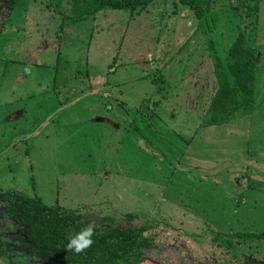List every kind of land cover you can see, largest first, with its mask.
<instances>
[{"label": "rangeland", "instance_id": "rangeland-1", "mask_svg": "<svg viewBox=\"0 0 264 264\" xmlns=\"http://www.w3.org/2000/svg\"><path fill=\"white\" fill-rule=\"evenodd\" d=\"M238 2L199 24L176 0L86 19L73 0H18L0 36V196L144 226L160 262L264 264V1L255 27ZM240 24L259 51L255 108L207 126L211 44L224 56ZM6 203L0 264H34Z\"/></svg>", "mask_w": 264, "mask_h": 264}, {"label": "trees", "instance_id": "trees-1", "mask_svg": "<svg viewBox=\"0 0 264 264\" xmlns=\"http://www.w3.org/2000/svg\"><path fill=\"white\" fill-rule=\"evenodd\" d=\"M176 1L188 6L202 24L214 0ZM250 1L239 0L238 4L250 7L251 13L245 16L250 20V26L255 27L258 5L264 0H255L254 4ZM17 2L0 0V36ZM151 2L94 0L89 3L88 0H73L72 13L84 12L85 16L105 8L131 9L140 13ZM237 29L238 33L227 46L224 56L218 54L211 44L216 82H213V95L204 113L207 126L228 124L237 117L252 113L255 108L259 51L241 24ZM0 198L7 202L2 214L15 227L10 233L13 244L34 264H171L156 260L154 255L159 250L156 235L150 236L144 226L115 225L111 218L109 223L104 219L97 222L93 216L84 219L80 212L48 206L39 197L3 193ZM232 245L233 241H229L228 246Z\"/></svg>", "mask_w": 264, "mask_h": 264}, {"label": "crops", "instance_id": "crops-1", "mask_svg": "<svg viewBox=\"0 0 264 264\" xmlns=\"http://www.w3.org/2000/svg\"><path fill=\"white\" fill-rule=\"evenodd\" d=\"M96 13H98V12H96ZM96 13H93V14H90V15H85L84 16V18L83 19H86V18H88L89 16H92V15H94V14H96ZM99 14V13H98ZM52 59H53V57H52ZM33 64H39V62H37L36 60H34V62H32ZM39 66H41V64H39ZM101 82H100V80L98 81V82H96V84H94V85H91V86H95V85H99ZM94 89H97V88H94ZM78 92V89L77 88H73L72 89V93H77ZM104 92H102V95L104 96V94H103ZM106 93V92H105ZM107 94V96H108V98H109V96H110V94L109 93H106ZM212 95H213V92H211V98H212ZM104 97H106V96H104ZM48 119H50V118H48Z\"/></svg>", "mask_w": 264, "mask_h": 264}, {"label": "built area", "instance_id": "built-area-1", "mask_svg": "<svg viewBox=\"0 0 264 264\" xmlns=\"http://www.w3.org/2000/svg\"><path fill=\"white\" fill-rule=\"evenodd\" d=\"M104 96H107V94H104Z\"/></svg>", "mask_w": 264, "mask_h": 264}, {"label": "clouds", "instance_id": "clouds-1", "mask_svg": "<svg viewBox=\"0 0 264 264\" xmlns=\"http://www.w3.org/2000/svg\"><path fill=\"white\" fill-rule=\"evenodd\" d=\"M89 232H90V230H89ZM90 242V241H89ZM77 250H79V249H77Z\"/></svg>", "mask_w": 264, "mask_h": 264}]
</instances>
